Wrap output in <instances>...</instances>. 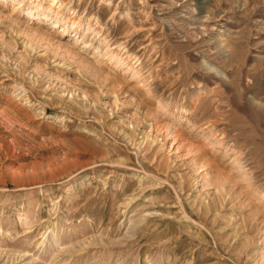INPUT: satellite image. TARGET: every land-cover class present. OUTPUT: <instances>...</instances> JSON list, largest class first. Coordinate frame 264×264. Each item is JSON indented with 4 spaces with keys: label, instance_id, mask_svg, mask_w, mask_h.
<instances>
[{
    "label": "rangeland",
    "instance_id": "rangeland-1",
    "mask_svg": "<svg viewBox=\"0 0 264 264\" xmlns=\"http://www.w3.org/2000/svg\"><path fill=\"white\" fill-rule=\"evenodd\" d=\"M0 264H264V0H0Z\"/></svg>",
    "mask_w": 264,
    "mask_h": 264
},
{
    "label": "bare ground",
    "instance_id": "bare-ground-1",
    "mask_svg": "<svg viewBox=\"0 0 264 264\" xmlns=\"http://www.w3.org/2000/svg\"><path fill=\"white\" fill-rule=\"evenodd\" d=\"M135 227V226H134ZM132 231V230H131ZM54 240V239H53ZM56 240H58V239H56ZM55 242V241H54ZM59 242H60V240H59ZM55 244H57V241H56V243Z\"/></svg>",
    "mask_w": 264,
    "mask_h": 264
}]
</instances>
